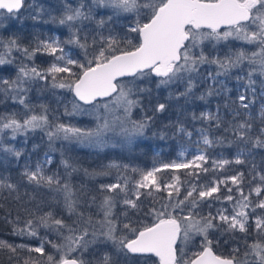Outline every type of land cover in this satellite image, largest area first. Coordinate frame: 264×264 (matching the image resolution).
<instances>
[{
    "label": "snow or ice",
    "instance_id": "1",
    "mask_svg": "<svg viewBox=\"0 0 264 264\" xmlns=\"http://www.w3.org/2000/svg\"><path fill=\"white\" fill-rule=\"evenodd\" d=\"M152 85L175 87L168 100L223 104L191 113L202 125L193 141L179 119L156 129L170 104ZM0 104V167L24 160L18 179L0 175V224L16 238H0L7 264H264V0H0ZM60 106L94 126L61 122ZM37 132L48 150L32 164L24 146ZM151 139L182 150L150 169L92 170L64 152L134 156ZM223 146L235 156L214 158ZM58 147L63 173L52 170ZM81 171L108 179L77 186Z\"/></svg>",
    "mask_w": 264,
    "mask_h": 264
},
{
    "label": "trees",
    "instance_id": "2",
    "mask_svg": "<svg viewBox=\"0 0 264 264\" xmlns=\"http://www.w3.org/2000/svg\"><path fill=\"white\" fill-rule=\"evenodd\" d=\"M58 2L53 5V8H55ZM75 2V0H73ZM100 12H103V9L99 10ZM28 22V21H26ZM29 24V23H28ZM37 28L41 30H56L55 25L52 24H41L38 25ZM15 30V28L13 29ZM27 34V32H25ZM40 59L44 58H38V62ZM153 87V98L154 101L156 98H158L161 102H168L170 104L168 112H166L161 118H159L156 122V129L163 128L164 124L175 122L177 119L182 120L186 123L190 131H193V137L192 140L194 141L196 137L198 138L199 133L196 132V129L200 128L202 125L199 121L193 122L191 120V113L195 112L198 116L201 111H211L215 112L217 105L223 104V97L214 96L210 97L209 101L205 103L204 101H200L198 99H193L185 103L183 99L177 101L175 99L168 100V94L169 91L175 92L176 88L171 89H161L157 91L155 89V85H152ZM39 94L36 91H33L30 93V99L33 103L37 102ZM47 96V94H45ZM71 97H69L70 99ZM43 99V97H41ZM46 102V101H45ZM51 108L55 109L57 105L51 104ZM11 102H9L8 109L11 110ZM259 108H260V98H257V102L254 106V113L257 116V123H259ZM5 111V105L0 104V112ZM224 109L221 107V114H223ZM63 113V106H60L58 113H53V115H58L61 122L64 123H71L76 126L80 127H92L94 126V121L89 116H75V117H64L62 115ZM213 132H215V129L213 128ZM30 139L29 142L25 147L26 154L30 155V163L35 164L37 160L42 159V156L45 151H47V137L43 136L42 133H30L29 134ZM23 137H18L16 141H12V145H14L17 148H20L22 145ZM146 144H149L152 146L151 150L148 148L140 149L137 151V153L134 156H130L128 153L121 152L119 149H106L103 152H97L94 149L90 148H84L80 147L75 144H67L64 145V152L65 155L70 157L74 162L77 163V165L81 168H87L89 170L98 168L100 166L106 165L109 162H118V163H124V164H132L133 166H137L140 168H150L153 165V159L154 157L158 156V158L163 161L167 162L170 159H175L177 157V154L179 150L181 149L179 147V141L175 139H170L167 142L159 141L157 139H151L145 142ZM167 143L170 145V147H164L161 149L160 147H157L158 145H162ZM32 144H39L40 147L37 149L36 152H32ZM191 144H185L184 148L188 147ZM214 158H228L231 159L235 156L236 149L235 147H216L214 149L209 150ZM54 157V164L52 166L53 171H59L63 173V168L59 167V160L61 159V151L58 150L53 153ZM11 163L7 164L4 167H0V175L4 176H10L13 179L19 178V172L23 168L24 160L22 159L19 162H16L14 158H10ZM260 156H257V161L259 162ZM234 167H242V166H234ZM5 168L7 170H5ZM108 178H98L97 181H91L88 177L83 175V171L79 173H75L73 175V183L79 186L81 183L88 185L91 183H96L99 181H106ZM0 238L8 239V240H14L16 238L11 237L5 226L0 224ZM0 264H7V257L6 256H0Z\"/></svg>",
    "mask_w": 264,
    "mask_h": 264
},
{
    "label": "rangeland",
    "instance_id": "3",
    "mask_svg": "<svg viewBox=\"0 0 264 264\" xmlns=\"http://www.w3.org/2000/svg\"><path fill=\"white\" fill-rule=\"evenodd\" d=\"M29 2H31V0H29ZM40 2L41 3H43V4H45L46 6H48L49 8H53V5L55 4V3H57L58 1L57 0H40ZM26 21H28V22H26ZM29 23V24H28ZM23 28H24V30H25V32H31V31H33V22L30 20V19H25V21H24V25H23ZM36 30H41V29H39V28H37V26H36ZM199 137V136H198ZM196 139H198L197 137H196ZM195 139V140H196ZM194 140V141H195ZM186 149H187V151L189 152V153H193V152H195V146L194 145H189L188 147H186ZM182 149H180L179 151H181ZM43 158H44V154H43V156H42V159H41V161L43 160ZM177 158V157H176ZM175 158V159H176ZM189 158H190V156H189ZM151 168V167H150ZM149 168V169H150Z\"/></svg>",
    "mask_w": 264,
    "mask_h": 264
}]
</instances>
